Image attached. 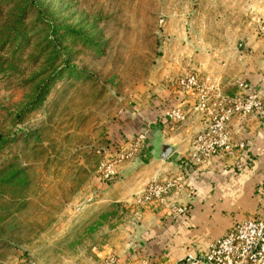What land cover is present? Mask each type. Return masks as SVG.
Instances as JSON below:
<instances>
[{"label": "rangeland", "instance_id": "obj_1", "mask_svg": "<svg viewBox=\"0 0 264 264\" xmlns=\"http://www.w3.org/2000/svg\"><path fill=\"white\" fill-rule=\"evenodd\" d=\"M262 22L264 0H0V264H95L111 256L123 264H195L153 252L151 241L163 242L146 221L153 208L134 201L148 184L177 181L182 188L171 200L188 208L197 188L225 180L213 162L184 159L179 171L157 175L150 140L137 141L146 130L136 116L169 101L183 109L173 101L187 95L198 107L202 93L177 90L188 75L207 81L236 62L264 73ZM212 83L210 110L197 113L209 126L217 91L232 97ZM128 128L140 132L126 140ZM122 153L134 156L120 162ZM134 159L133 176L103 186V163L119 171Z\"/></svg>", "mask_w": 264, "mask_h": 264}, {"label": "crops", "instance_id": "obj_2", "mask_svg": "<svg viewBox=\"0 0 264 264\" xmlns=\"http://www.w3.org/2000/svg\"><path fill=\"white\" fill-rule=\"evenodd\" d=\"M232 67H234L232 71L217 76V78L208 74L209 79L213 82V87L221 89L224 95L246 94L251 88L257 90V85L264 88V73L256 70L253 63L242 65L236 62L231 64ZM228 82H232L231 85L235 87V93L227 91L226 84ZM261 92L264 94L262 89ZM173 102L182 106L187 114L184 124L175 130L174 128L163 130V127L157 124L160 112L158 108H153L150 117L138 115V118L136 116V124H140V131L151 129L150 145L153 149V161L150 163L151 166L157 168V175L160 174L162 168L166 167L176 172L179 171V162L188 157L193 150L197 133L208 126L207 115L204 118L197 116L199 106L196 107L193 96L187 95ZM208 110H210V105H208ZM228 127L235 137L240 136V139L246 142L248 151L240 153L236 150L230 155L223 154L213 159V170L217 173L218 178H224L225 181L216 179L215 184L211 186L203 185L197 188L196 197L185 201L186 204L190 205L188 214L185 216L176 220L168 218L170 220L168 222L164 219L162 221L160 213L152 211V215L146 217V221L157 226L152 230V235L154 238L157 237L158 243L160 240L169 243L168 249L163 242L159 243V247V245H154L155 241H151L150 246H152V250L155 248L153 252L158 257L162 255L168 259L178 260V262L189 257L201 258L203 255L199 249H203L204 253L207 252L210 243L226 234L238 222L237 220L243 218L244 212L253 213L257 208L264 209V119L256 116L246 119L235 117L229 122ZM139 129L137 133H133L128 128L126 140L134 138L140 132ZM129 137L130 139H127ZM162 145H169L174 149L166 161L158 158ZM172 157L175 158L174 161H170ZM227 157H231L230 165H228ZM168 161L169 163H164ZM135 163L134 159L128 164L129 166L119 169L115 180L119 176H124L126 172H129V176H133L132 168L129 167L135 166ZM228 166H231L230 169ZM136 175L137 173L134 174V176ZM105 185L108 186L106 182L103 186ZM135 191L136 188L132 191L126 190L118 194L117 199L126 198ZM258 191H260L261 196L256 198L255 192ZM162 232L166 234L165 239L160 237ZM164 251L168 253L165 255Z\"/></svg>", "mask_w": 264, "mask_h": 264}, {"label": "built area", "instance_id": "obj_3", "mask_svg": "<svg viewBox=\"0 0 264 264\" xmlns=\"http://www.w3.org/2000/svg\"><path fill=\"white\" fill-rule=\"evenodd\" d=\"M260 32L264 35V22L260 25ZM207 81H200L195 75H188L177 84V90L184 93L199 91L202 93V102L199 104L200 111H208L209 95L207 93ZM175 93V92H174ZM217 99L221 100L216 110V115L211 119L210 126L200 131L193 145V150L188 157L184 158L189 164H203L212 162L219 155L232 154L233 152L247 150V144L242 139L233 140V134L228 129L229 122L237 118H249L256 116L264 119V98L256 89L251 88L246 94L232 97H223L220 91L216 93ZM216 105H214L215 107ZM186 115L180 107H175L172 101L165 103L159 112L157 124L164 129L174 128L175 125L183 123ZM150 129L137 139L142 142L147 139ZM133 143V142H132ZM130 143V144H132ZM134 153H122L120 162ZM185 161V164H186ZM102 179L110 183L116 179L118 170L116 164H102ZM182 186L174 183H152L143 190L140 198L135 199L137 205L150 207L154 212H166L172 220L188 214L189 209L180 207L175 200H171L173 193L180 192ZM171 200V201H170ZM171 202V203H170ZM188 261H195V264H264V219L248 218L233 225V227L222 237L213 241L201 258L189 257ZM95 264H123L117 257L111 256L108 259Z\"/></svg>", "mask_w": 264, "mask_h": 264}, {"label": "water", "instance_id": "obj_4", "mask_svg": "<svg viewBox=\"0 0 264 264\" xmlns=\"http://www.w3.org/2000/svg\"><path fill=\"white\" fill-rule=\"evenodd\" d=\"M151 130V129H150ZM151 132V131H150ZM148 133L147 138L150 140L151 133ZM174 152V149L169 145H162L161 153L158 155V158L166 161Z\"/></svg>", "mask_w": 264, "mask_h": 264}, {"label": "trees", "instance_id": "obj_5", "mask_svg": "<svg viewBox=\"0 0 264 264\" xmlns=\"http://www.w3.org/2000/svg\"><path fill=\"white\" fill-rule=\"evenodd\" d=\"M183 160V159H182ZM182 160H180V161H182ZM179 166H180V163H179ZM182 167V166H181Z\"/></svg>", "mask_w": 264, "mask_h": 264}]
</instances>
